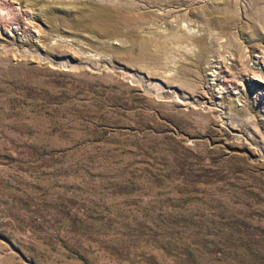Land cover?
Returning a JSON list of instances; mask_svg holds the SVG:
<instances>
[{
  "label": "rangeland",
  "instance_id": "374dc122",
  "mask_svg": "<svg viewBox=\"0 0 264 264\" xmlns=\"http://www.w3.org/2000/svg\"><path fill=\"white\" fill-rule=\"evenodd\" d=\"M0 264H264V0H0Z\"/></svg>",
  "mask_w": 264,
  "mask_h": 264
},
{
  "label": "bare ground",
  "instance_id": "6f19581e",
  "mask_svg": "<svg viewBox=\"0 0 264 264\" xmlns=\"http://www.w3.org/2000/svg\"><path fill=\"white\" fill-rule=\"evenodd\" d=\"M95 15H96V14H95ZM183 32H184V31H183ZM185 32H186V30H185ZM190 33H191V30H190ZM177 34H178V33H177ZM181 34H182V33H181ZM181 34H180V35H181ZM183 34H184V33H183ZM183 34H182V35H183ZM180 35H178V36H180ZM188 35H189V33H188ZM193 36H194V35H193ZM180 37H181V36H180ZM187 37H188V36H187ZM190 40H191V38H190ZM187 50H188V49H187ZM260 87H263V82L261 83Z\"/></svg>",
  "mask_w": 264,
  "mask_h": 264
}]
</instances>
